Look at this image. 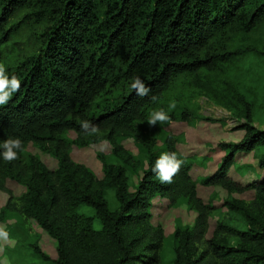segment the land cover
I'll list each match as a JSON object with an SVG mask.
<instances>
[{
    "label": "trees",
    "instance_id": "16d2710c",
    "mask_svg": "<svg viewBox=\"0 0 264 264\" xmlns=\"http://www.w3.org/2000/svg\"><path fill=\"white\" fill-rule=\"evenodd\" d=\"M0 63L21 80L0 106V152L4 140L22 141L16 160L0 156V192L9 196L0 220L18 211L55 240L54 259L35 235L30 247L40 264H264V174L247 184L229 175L238 153L264 144V130L254 126L264 123V104L257 115L254 103L264 89L240 78L251 67L264 78V0H0ZM137 76L151 87L148 96L131 89ZM218 77L220 89L210 91ZM180 80L182 89L200 88L244 119L241 140L217 143L223 156L211 176L194 178L195 157L179 152L181 138L168 128L195 122L181 102ZM161 108L170 120L149 126ZM82 120L100 133L86 135ZM70 131L78 146L110 143L109 155L98 154L102 178L73 161L63 136ZM128 137L138 154L124 146ZM29 144L53 154L57 167L25 156ZM173 151L184 164L172 183L161 184L152 168L161 153ZM255 155L263 173L264 153ZM208 156L196 160L204 164ZM8 180L21 187L19 195ZM199 185L227 191L226 214L204 201ZM251 191L250 200L234 196ZM156 196L196 212L192 225H177L170 246L163 226L152 221ZM80 205L94 214L79 212ZM212 216L218 220L207 237Z\"/></svg>",
    "mask_w": 264,
    "mask_h": 264
},
{
    "label": "rangeland",
    "instance_id": "374dc122",
    "mask_svg": "<svg viewBox=\"0 0 264 264\" xmlns=\"http://www.w3.org/2000/svg\"><path fill=\"white\" fill-rule=\"evenodd\" d=\"M260 35L257 36V41H260ZM258 46H263L261 42ZM222 77V74L218 75ZM215 78L214 82L210 83V91L217 92L222 81ZM241 81L249 86H252L257 91L264 89L263 76H257L255 67H251L248 71L241 74ZM179 86V93L182 96V104L189 106L195 115L194 124L190 125L185 121H173L168 128L176 135L180 136L182 142L177 144L179 152L189 158H194L193 169L191 174L194 178L211 176L217 170L218 163L214 164V160L223 156V152H218L217 143L236 141L242 138L245 134L244 130H238L239 125L244 122L241 119L238 111L231 112L225 106L221 105L215 99L210 98L207 93L200 92L199 89L192 90L188 84L182 89L183 82L180 80L177 84ZM205 94V95H204ZM174 98V97H173ZM251 100L253 98L250 97ZM255 112L260 113V107L264 104V98L254 102ZM181 109V107H179ZM179 109V110H180ZM205 118H209L208 120ZM254 126L264 130V123L259 121L254 122ZM69 141V153L73 161L85 165L98 178L104 175V167L102 161L99 159L100 152L109 155L112 147L109 142L103 140L100 143H93L88 147L78 146L73 143L76 138V133L73 131L63 134ZM229 139V141H226ZM218 141V142H217ZM190 142V143H189ZM124 146L135 154L139 153L136 141L133 137H128L123 140ZM255 152L264 153V144H260L247 157L256 170H250V175L245 176L243 184L250 183L261 176L262 170L257 166L258 160L254 155ZM29 154L38 155L48 167L55 169L57 167V160L53 154L47 152L41 147L34 144H29L25 148V156ZM208 154L211 157L205 161L204 164L196 160V156H204ZM221 163V162H220ZM243 163H237V167H241ZM209 167V170L207 169ZM214 171V172H213ZM134 182L139 179L138 174H134ZM8 187L19 195L21 187L13 180H8ZM199 195L207 203L212 201L215 206L221 208L224 214L227 212L225 200L228 197L226 190L220 187H205L198 186ZM238 198H246L250 200L254 197V191L244 193L242 195L234 194ZM9 196L7 193L0 192V210L7 204ZM153 207L151 208L152 221L155 225H162L166 235V245H171V235L177 225L187 226L194 223L196 212L187 208L186 205L178 207H171L167 200L156 196L153 199ZM78 211L88 215L94 214V209L88 205H80ZM218 217L212 216L210 218V226L207 237H211L213 230L216 227ZM95 226L99 227L98 220L95 221ZM0 229L7 233L6 237L0 236V264H40L41 260L33 253L30 247L35 235L41 233L40 246L44 252L49 254L52 258H57V243L46 232H43L37 225L25 222L24 218L18 211L10 212L4 219L0 220Z\"/></svg>",
    "mask_w": 264,
    "mask_h": 264
},
{
    "label": "clouds",
    "instance_id": "9594fccd",
    "mask_svg": "<svg viewBox=\"0 0 264 264\" xmlns=\"http://www.w3.org/2000/svg\"><path fill=\"white\" fill-rule=\"evenodd\" d=\"M20 87V78L15 73L9 76L7 66L4 63H0V106L7 105L12 99L13 94L20 90ZM130 87L135 91V94L138 97L148 96L151 92V87L138 76L132 80ZM175 106L176 105L173 102L169 105V109L173 110L175 109ZM169 120L170 116L163 108H161L153 111L147 119V122L149 126H155L157 123L163 125ZM80 127L84 133L89 136L98 135L100 133L99 126L92 123L90 120L80 121ZM2 148L3 151L0 152V156L3 157L4 161L11 163L18 158V150L22 151V141L18 137H10L3 141ZM183 164L184 160L179 158L176 152H163L157 158L152 171L156 173L161 184H170L173 181V177L179 173ZM0 236L6 237L7 233L0 229Z\"/></svg>",
    "mask_w": 264,
    "mask_h": 264
},
{
    "label": "crops",
    "instance_id": "0c3cea01",
    "mask_svg": "<svg viewBox=\"0 0 264 264\" xmlns=\"http://www.w3.org/2000/svg\"><path fill=\"white\" fill-rule=\"evenodd\" d=\"M244 135L242 134V137ZM242 139V138H241ZM226 141H229V139H227ZM233 141V140H232ZM218 142V141H217ZM190 143V142H189ZM252 153V152H249V153H246V152H240L236 155V160H235V164L234 166L231 167L230 169V172H229V175L236 181L238 182H241V183H246L245 182V176L247 175H250V170H256V168L248 162L247 160V157L248 155ZM255 155V154H254ZM256 156V155H255ZM258 160V159H257ZM214 164L218 163V168L220 166V162H221V157H219L217 160L215 159L214 160ZM240 162L243 163V165H241V167H237V163ZM216 166V169L214 168V171L217 170V165ZM258 166V165H257ZM207 169L209 170V167L207 166ZM213 171V172H214Z\"/></svg>",
    "mask_w": 264,
    "mask_h": 264
}]
</instances>
